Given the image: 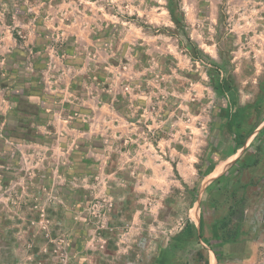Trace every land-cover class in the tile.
Masks as SVG:
<instances>
[{"label": "rangeland", "instance_id": "obj_1", "mask_svg": "<svg viewBox=\"0 0 264 264\" xmlns=\"http://www.w3.org/2000/svg\"><path fill=\"white\" fill-rule=\"evenodd\" d=\"M178 15L0 0V66L18 49L32 80L0 83V264H264V120L229 153L235 106L212 84L260 96L264 0Z\"/></svg>", "mask_w": 264, "mask_h": 264}, {"label": "trees", "instance_id": "obj_2", "mask_svg": "<svg viewBox=\"0 0 264 264\" xmlns=\"http://www.w3.org/2000/svg\"><path fill=\"white\" fill-rule=\"evenodd\" d=\"M180 0H167V8L169 10L170 16L173 20V22L176 25L181 24L180 23V17L178 15V9H179ZM181 17H183L181 15ZM214 88L218 90V92L226 94L228 93L229 99L232 100L235 111L231 114V126L233 127V139H232V145L229 149V153H236L239 148L245 145L247 139L249 136L253 133L257 125L259 124L258 121L264 120V83H262L260 87V96L257 98V100L251 105H241L239 103V100L234 98L235 93L232 90L233 83L223 77L220 79L219 83H212ZM252 107V109H250ZM254 118V121H250V118ZM226 158V154H223L222 159ZM258 160H252L251 162H244L241 164L240 168H245L248 166H251L253 164H256ZM216 166V163H210L205 169H202L200 166L199 173L201 176H206L209 173H211ZM219 181V179L217 180ZM187 226L191 230V235L194 234V225L191 223L190 220L187 221ZM215 230V229H214ZM214 235L216 238H221L218 232L216 230L214 231ZM216 254H219L217 251Z\"/></svg>", "mask_w": 264, "mask_h": 264}, {"label": "crops", "instance_id": "obj_3", "mask_svg": "<svg viewBox=\"0 0 264 264\" xmlns=\"http://www.w3.org/2000/svg\"><path fill=\"white\" fill-rule=\"evenodd\" d=\"M20 52H22V51H20L18 49H9L8 48V50L4 53L2 60H1L2 65L0 66V83H4L2 81L8 80L7 78H9V77H12V80H13L12 83H32V80H30L31 76L27 77L28 74L24 71V69L20 68L19 65L17 66V64H14V62H13V61H16L17 59H19V56H20L19 53ZM14 56H15V58H14ZM13 71H14V73H12ZM11 74H12V76H11ZM241 259L242 258H239V260H241Z\"/></svg>", "mask_w": 264, "mask_h": 264}]
</instances>
